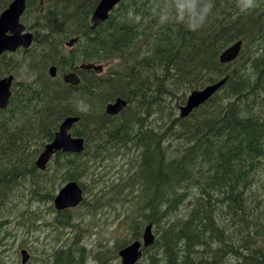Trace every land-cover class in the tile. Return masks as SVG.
Listing matches in <instances>:
<instances>
[{
	"label": "trees",
	"instance_id": "trees-1",
	"mask_svg": "<svg viewBox=\"0 0 264 264\" xmlns=\"http://www.w3.org/2000/svg\"><path fill=\"white\" fill-rule=\"evenodd\" d=\"M12 2L0 0V15ZM99 2L26 0L21 21L34 44L1 59L0 79L15 80L0 110V236L8 226L9 239L41 222L52 226L41 205L51 214L57 192L76 181L85 194L76 210L86 215L56 213L54 223L82 232L109 211L121 227L109 264L149 225L155 242L141 264H264V0H122L92 30ZM239 41L238 58L222 64ZM91 63L108 70L78 69V86L63 81ZM223 79L205 104L180 117L190 93ZM118 98L126 108L108 115ZM69 116L80 118L71 132L85 150L59 152L40 170L38 157ZM71 243L43 244L34 264H87L83 245Z\"/></svg>",
	"mask_w": 264,
	"mask_h": 264
},
{
	"label": "water",
	"instance_id": "water-1",
	"mask_svg": "<svg viewBox=\"0 0 264 264\" xmlns=\"http://www.w3.org/2000/svg\"><path fill=\"white\" fill-rule=\"evenodd\" d=\"M122 0H101L98 4L92 18L91 28L94 30L103 25L109 18L110 13L120 4ZM26 10V0H14L9 8L0 16V58L5 52H15L23 47L28 49L34 41V35L26 32L25 26L20 22ZM77 40H73L70 45H73ZM242 42H237L226 49L220 60L222 63H229L235 60L241 50ZM83 70L94 69L96 72H101L102 67L93 64L81 66ZM52 77L57 75L56 67L50 69ZM14 77L10 76L0 80V109H6L10 97L11 87ZM64 81L72 85H78L80 79L77 74L70 73L64 76ZM225 83V80L206 87L201 91H194L189 96L186 105L181 108V116L188 117L195 109L207 102L217 90ZM127 103L118 99L114 104L107 106V113L110 115H118ZM79 122L77 117L67 118L59 128L58 133L52 143L46 146L44 152L40 155L37 166L41 170H45L48 162L57 152L80 154L84 151L85 140L79 137H73L70 133L74 124ZM83 201V190L75 182L68 183L61 189L54 201V206L58 211L68 208H75ZM155 237L152 233V226L149 225L143 235V243L148 247L154 243ZM141 242H135L132 245L120 251L122 264H137L142 257ZM22 264H26L29 260V255L26 250H22Z\"/></svg>",
	"mask_w": 264,
	"mask_h": 264
},
{
	"label": "rangeland",
	"instance_id": "rangeland-1",
	"mask_svg": "<svg viewBox=\"0 0 264 264\" xmlns=\"http://www.w3.org/2000/svg\"><path fill=\"white\" fill-rule=\"evenodd\" d=\"M104 66L106 70V65ZM89 196L90 195L88 194L87 197ZM49 205L50 204L41 205L42 210L39 212L45 214L43 222L45 221L51 223L53 224L52 226L45 227L46 225H42V222L40 224H37V226H35L34 224V226L36 227L35 229L30 227V229L28 230L29 232L27 231L23 237L15 236L14 239L13 237L9 239L12 235V228L11 230H8V227L10 226L6 227V233L0 236V261H2L1 256L5 254L3 256H7L6 258H8V260H6V264H21L22 258L20 250L23 248L28 249V247H31L32 249L33 254L30 250V255L32 256V258L34 260H38L37 256L43 244L49 245L46 249H52L53 245L54 248L57 249L62 247L64 241H70L72 243L78 242V244L81 243L83 245V252L85 254L87 264H102L105 263V261L108 259L109 262L107 264L110 263L111 257L109 256V254L113 250L115 240L118 238V236L121 235V227L110 218L109 211L107 214L106 210H103L99 217L95 219L97 224L92 225L90 228L87 227V229L89 230L84 229L81 232L78 230V228H73L69 225L66 226L55 224L54 221L57 220L55 219L57 215L54 210L51 212V214H49ZM30 209H32L30 210L31 212H36L33 208ZM72 213L74 214V218L78 220L80 216L86 215L87 211L81 209L78 212L77 210H74L72 211ZM23 233L24 231L20 232V234ZM58 239L59 241H57ZM19 244L20 247L18 250H16L17 245ZM21 246L23 247L21 248ZM104 252L105 254L103 255ZM95 253L97 255L99 254V256L95 257ZM34 260L32 261V264L35 263ZM117 264H121L120 258Z\"/></svg>",
	"mask_w": 264,
	"mask_h": 264
},
{
	"label": "bare ground",
	"instance_id": "bare-ground-1",
	"mask_svg": "<svg viewBox=\"0 0 264 264\" xmlns=\"http://www.w3.org/2000/svg\"><path fill=\"white\" fill-rule=\"evenodd\" d=\"M110 15H111V14H110ZM225 15H226V14H225ZM59 16H60V15H59ZM109 17H110V16H109ZM247 17H248V16H247ZM195 19H196V18H195ZM248 20H249V19H248ZM56 21H57V20H56ZM57 22H58V21H57ZM89 24H90V23H89ZM58 29H59V28H58ZM236 29H237V28H236ZM227 33H228V32H227ZM238 33H239V32H238ZM222 36H223V35H222ZM228 36H229V35H228ZM75 38H76V37H75ZM223 38H224V37H223ZM77 42H78V41H77ZM210 43H211V42H210ZM214 43H215V42H214ZM212 44H213V43H212ZM75 45H76V44H75ZM214 45H215V44H214ZM73 46H74V45H73ZM209 47H210V46H209ZM31 48H32V47H31ZM216 48H217V47H216ZM43 59H44V58H43ZM38 60H39V59H38ZM38 60H37V61H38ZM183 63H184V62H183ZM55 64H56V63H55ZM55 64L52 63L51 66H52V65H55ZM58 64H59V63H58ZM91 64H92V63H91ZM206 64H207V63H206ZM55 66H56V65H55ZM59 66H61V65H59ZM59 66H58V67H59ZM56 67H57V66H56ZM61 67H62V66H61ZM49 68H50V67H49ZM179 69H181V68H179ZM49 70H50V69H49ZM185 70H186V69H185ZM187 70H188V69H187ZM187 70H186V71H187ZM195 73H196V72H195ZM181 77H182V76H181ZM80 79H81V78H80ZM155 79H156V78H155ZM238 82H239V81H238ZM65 83H66V82H65ZM80 83H81V81H80ZM80 83H79V84H80ZM176 83H177V82H176ZM67 84H68V83H67ZM79 84H78V85H79ZM78 85H73V86H78ZM91 85H92V84H91ZM94 86H95V85H94ZM164 86H165V85H164ZM116 87H117V86H116ZM174 90H175V89H174ZM254 93H255V92H254ZM118 99H121V98H118ZM118 99H117V100H118ZM117 100H116V101H117ZM122 100H123V99H122ZM116 101H115V102H116ZM124 101H125V100H124ZM60 102H61V101H60ZM115 102H112V103L114 104ZM125 102L127 103V101H125ZM112 103H109V104H112ZM109 104H108V105H109ZM108 105H107V106H108ZM177 105H178V104H177ZM184 105H185V103H184ZM47 106H48V105H47ZM126 106H127V105H126ZM126 106L123 108V110L126 108ZM53 107H54V106H53ZM177 107H178V106H177ZM54 112H55V111H54ZM106 113H107V107H106ZM107 114H108V113H107ZM108 115H110V114H108ZM62 116H63V115H62ZM110 116H115V115H110ZM180 117H181V116H180ZM63 118H64V117H63ZM77 118H79V117H77ZM79 119H80V118H79ZM64 120H65V119H64ZM73 136H74V135H73ZM76 137H77V136H76ZM98 138H99V137H98ZM84 150H85V148H84ZM43 151H44V150H43ZM149 152H150V151H149ZM58 153H59V152H58ZM63 153H64V152H63ZM56 154H57V153H56ZM56 154H55V155H56ZM66 154H69V153H66ZM96 154H97V153H96ZM2 158H3V157H2ZM38 158H39V157H38ZM5 161H6V160H5ZM24 164H25V162H24ZM26 164H27V163H26ZM4 165H5V164H4ZM186 173H187V172H186ZM153 174H155V173L153 172ZM153 174H152V175H153ZM148 175H149V174H147V176H148ZM157 175H158V174H157ZM186 175H187V174H186ZM149 176H150V175H149ZM161 177H162V176H161ZM163 177H164V176H163ZM143 178H144V177H143ZM145 178H146V177H145ZM145 178H144V179H145ZM147 179H148V178H147ZM155 181H156V180H155ZM162 181H163V180H162ZM73 182H75V183H77V184L79 185L78 182H76V181H73ZM11 183H12V182H11ZM152 183H153V182H152ZM228 183H229V182H228ZM233 183H234V182H233ZM236 183H237V182H236ZM2 184H3V183H2ZM229 184H230V183H229ZM234 186H235V185H234ZM79 187H81V186L79 185ZM159 187H160V186H159ZM241 187H242V186H241ZM83 188H84V187H83ZM160 188H161V187H160ZM160 188H159V190H160ZM235 188H236V187H235ZM235 188H234V189H235ZM9 189H10V188H9ZM231 189H233V187H232ZM242 189H243V188H242ZM162 190H163V189H162ZM159 192H161V191H159ZM162 192H163V191H162ZM2 193H3V192H2ZM4 193H5V192H4ZM4 193H3V194H4ZM183 193H184V192H183ZM232 193H234V192L232 191ZM232 193H231V194H232ZM1 195H2V194H1ZM1 195H0V196H1ZM233 196H234V194H233ZM233 196H230V198H232ZM173 197H174V196H172V198H173ZM183 197H184V196H183ZM237 198H238V197H237ZM237 198H236V199H237ZM232 200H233V199H232ZM234 200H235V199H234ZM237 200H238V199H237ZM243 200H244V198H243ZM167 201H168V200H167ZM171 201H172V200H171ZM174 201H175V200H174ZM235 201H236V200H235ZM169 202H170V201H169ZM239 203H240V202H239ZM25 204H26V203H25ZM169 204H170V203H169ZM234 204H235V203H234ZM153 205H154V204H153ZM166 205H167V204H166ZM11 206H12V205H11ZM154 206H155V205H154ZM175 206H176V205H175ZM234 206H236V204H235ZM255 207H256V206H255ZM257 208H258V207H257ZM191 210L193 211V209H191ZM191 210H190L189 212H191ZM254 210H255V209H254ZM155 211H156V210H155ZM21 212H22V211H21ZM167 212H168V211H167ZM155 213H156V212H155ZM164 213H165V211H164ZM191 213H192V212H191ZM191 213H190V214H191ZM59 214H60V213H59ZM157 214H158V213H157ZM154 216H155V215H154ZM187 216H188V215H187ZM231 216H232V215H230V219H231L232 217L234 218V216H232V217H231ZM235 217H236V216H235ZM248 217H249V216H248ZM236 218H237V217H236ZM238 218H239V217H238ZM234 219H235V218H234ZM234 219H233V220H234ZM246 219H247V218H246ZM248 219H249V218H248ZM248 219H247V220H248ZM254 219H255V218H254ZM153 220H154V219H153ZM169 220H170V219H169ZM250 221H251V220H250ZM253 221H254V220H253ZM230 222H231V221H230ZM254 222H255V221H254ZM158 223H160V222H157V224H158ZM219 223H220V222H219ZM234 223H235V221L233 222V224H234ZM252 223H253V222H252ZM147 224H148V223H147ZM138 225H139V224H138ZM209 225H210V224H209ZM224 225H225V224H224ZM238 225H239V223H238ZM241 225H242V224H241ZM210 226H211V225H210ZM213 226H214V224H213ZM213 226H212V227H213ZM216 226H217V225H216ZM218 226H219V225H218ZM261 226H262V225H261ZM152 227H153V226H152ZM225 227H226V226H225ZM237 227H238V226H237ZM208 228H209V227H208ZM213 228H214V227H213ZM220 228H221V227H220ZM240 228H241V226L239 225L238 229H240ZM144 229H145V228H143L142 230H144ZM224 229H225V228H224ZM153 230H154V229H153ZM204 230H205V229H204ZM208 230H209V229H207V231H208ZM86 231H87V230H86ZM137 231H138V230H137ZM209 231H210V230H209ZM254 231H255V230H254ZM28 232H29V231H28ZM203 232H205V231H203ZM203 232H202V233H203ZM185 233H186V232H185ZM196 233H197V232H196ZM196 233H195V234H196ZM212 233H213V232H212ZM255 233H256V232H255ZM25 234H26V233H25ZM209 234H210V233H209ZM221 234H223V233H221ZM205 235H206V234H205ZM68 236H69V235H68ZM177 236H178V235H177ZM193 236H194V235H193ZM196 236H197V234H196ZM221 236H222V235H221ZM244 236H245V235H244ZM244 236H242V237H244ZM188 237H189V236H188ZM197 237H199V236H197ZM201 237L203 238L202 234H201ZM225 237H227V236H225ZM214 238H215V237H214ZM124 239H125V238H124ZM137 239H139V238L137 237ZM165 239H167V238H165ZM170 239H171V238H170ZM174 239H175V238H174ZM174 239H173V240H174ZM185 239H186V238H185ZM199 239H200V238H199ZM203 239H204V238H203ZM203 239H201V240H203ZM206 239H207V238H206ZM221 239H223V238H221ZM227 239H228V238H227ZM227 239H225V241H226ZM63 240H64V239H63ZM74 240H75V239H74ZM135 240H136V239H135ZM186 240H187V239H186ZM195 240H196V239H195ZM175 241H176V239H175ZM199 241H200V240H199ZM199 241H197V242H199ZM133 242H134V241H133ZM170 242H173V241H170ZM181 242H182V241H181ZM192 242H193V240H192ZM216 242H217V241H216ZM216 242H215V243H216ZM218 242H220V241H218ZM229 242H230V241H229ZM164 243H165V242H164ZM184 243H185V242H184ZM186 243H187V241H186ZM188 243H189V242H188ZM188 243H187V244H188ZM230 243H231V242H230ZM230 243H229V246H230ZM248 243H249V242H248ZM162 244H163V243H162ZM173 244H174V243H173ZM178 244H179V242H178ZM180 244H181V243H180ZM221 244H223L222 241H221ZM123 245H124V244H123ZM160 245H161V244H160ZM164 245H165V244H164ZM199 245H200V243H199ZM216 245H217V243H216ZM223 245H224V244H223ZM231 245H232V244H231ZM169 246H170V245H169ZM175 246H177V245H175ZM200 246H201V245H200ZM229 246H227V247L229 248ZM234 246H235V245H234ZM163 247H164V246H163ZM172 247H173V246H172ZM178 247H180V246H178ZM216 247H218V246H216ZM222 247H223V246H222ZM222 247H221V248H222ZM227 247H226V248H227ZM232 247H233V246H232ZM165 248H167V247L165 246ZM165 248H164V249H165ZM169 248H170V247H169ZM173 248H174V247H173ZM173 248H172V249H173ZM193 248H195V247L193 246ZM223 248H225V247H223ZM236 248H237V247H236ZM236 248H235V249H236ZM167 249H168V248H167ZM170 249H171V248H170ZM175 249H176V248H175ZM177 249H178V248H177ZM177 249H176V250H177ZM199 249H200V248H199ZM229 249H231V248H229ZM200 250H201V249H200ZM69 251H71V250H69ZM166 251H167V250H166ZM173 251H175V250H173ZM67 252H68V251H67ZM102 252H103V251H102ZM177 252H178V251H177ZM194 252H196V251H194ZM198 252H200V251H198ZM203 252H204V251H203ZM59 253H61V252H59ZM62 253H63V252H62ZM171 253H173V252L171 251ZM190 253H192V252H190ZM196 253H197V252H196ZM156 254H157V253H156ZM165 254H167V253H165ZM168 254H169V253H168ZM194 254H195V253H194ZM206 254H207V253H206ZM196 255H197V254H196ZM201 255H202V251H201ZM57 256H58V255H57ZM176 256H177V255H176ZM176 256H175V257H176ZM198 256H199V253H198ZM172 257H173V256H172ZM195 257H196V256H195ZM200 257H202V256H200ZM210 257H211V256H210ZM210 257H209V258H210ZM212 257H213V256H212ZM209 258H208V259H209ZM213 258H215V257H213ZM213 258H210V259H213ZM59 259H60V258H59ZM62 259H63V258H62ZM62 259H61V260H62ZM82 259H83V258H82ZM203 259H204V258H203ZM47 260H48V259H47ZM243 260H244V259H243ZM200 261H201V260H200ZM216 261H217V260H216ZM213 262H215V260H214ZM208 263H209V262H208ZM215 263H216V262H215ZM253 264H254V263H253Z\"/></svg>",
	"mask_w": 264,
	"mask_h": 264
},
{
	"label": "flooded vegetation",
	"instance_id": "flooded-vegetation-1",
	"mask_svg": "<svg viewBox=\"0 0 264 264\" xmlns=\"http://www.w3.org/2000/svg\"><path fill=\"white\" fill-rule=\"evenodd\" d=\"M65 75H66V74H64V76H65ZM56 76H57V75H56ZM64 76H63V77H64ZM29 252H30V251H29Z\"/></svg>",
	"mask_w": 264,
	"mask_h": 264
}]
</instances>
